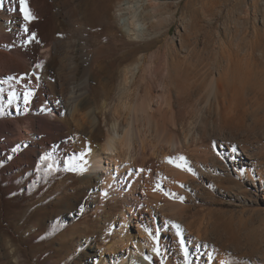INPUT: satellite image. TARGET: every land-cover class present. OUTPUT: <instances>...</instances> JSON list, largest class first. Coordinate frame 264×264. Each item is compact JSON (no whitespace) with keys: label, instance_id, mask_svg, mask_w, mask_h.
I'll use <instances>...</instances> for the list:
<instances>
[{"label":"bare ground","instance_id":"bare-ground-1","mask_svg":"<svg viewBox=\"0 0 264 264\" xmlns=\"http://www.w3.org/2000/svg\"><path fill=\"white\" fill-rule=\"evenodd\" d=\"M91 1L71 0V10L63 21L53 14V19L60 22L59 33L68 24L79 37L76 42L59 44L63 55L57 72L50 73L48 64L35 65L37 52L48 57L58 48V44H49L43 33L47 2L28 0L35 19L26 22L18 0H0V117L4 113L31 116L24 134L13 131L6 121H0V139H18L6 145L0 141V159H5L7 151L14 152L18 144L23 147V156L37 159V167L47 160L46 171L54 169L76 176L75 181L62 182L50 200L28 203L19 223L16 226L11 223L22 243L30 246L36 238L44 243L50 241L63 222L57 214L64 206L69 208L73 200L84 197V206L77 204L69 211V219L77 220L85 210L105 215L111 201L119 203L120 213L113 218L107 216L100 227V242L99 235L91 242L87 240L79 257L75 255L66 264L76 261L78 264H247V255L255 256V253L264 259V250L254 245L256 237L247 229V211L228 214L220 207H205L206 203L221 205L222 200L235 205L236 193L247 198L250 193L245 191L244 183L253 187L255 196L264 193V144L247 125L249 110L245 109L243 97L245 67L252 52L217 54L228 63L224 68L214 66L206 89L205 110L194 121L187 122L189 132L181 135L176 131L178 107L172 86L164 81L170 78V73L167 68L157 66V55L152 56L150 63H146V53L138 49L123 55L118 62L130 61L131 65L125 67L122 82L115 91L113 84L117 67L121 65L108 61L110 52L104 43L89 44L92 24L100 16L99 13L89 15ZM253 1L256 6L258 0ZM178 5L179 0H118L116 16L124 28L127 26V37L149 40L155 31L170 32L172 10ZM167 9L170 25L164 28L163 23H153L157 12L164 15ZM124 10L129 11L128 17ZM58 14L62 16L61 12ZM248 30V27L242 28L241 36L245 39L250 35ZM32 33L36 39L29 42ZM253 37L248 47L264 48V29L254 26ZM133 64L136 67H131ZM139 78L142 87L136 90L135 80ZM240 82L243 94L235 91ZM25 90L32 92L27 105L23 99ZM115 97H118L112 112L115 124L112 131L105 132L104 112H96V103L100 98L114 100ZM71 105L74 107L69 117L63 120L62 115ZM48 113H54V117ZM223 117L230 123L229 127L219 124L218 119ZM209 121L213 124L210 128ZM253 123H259L257 117ZM198 125L206 126L210 132L200 134ZM35 132L40 134L41 144H45L46 157L32 153L34 147L28 138ZM180 156L185 159H178ZM251 169L257 171V176L252 175ZM174 225L179 226L181 236L176 235ZM106 226L108 232H105ZM133 228L137 236L132 233ZM85 229V237L89 239L90 226ZM240 232L247 234L245 251ZM74 233L58 240L59 256L74 254L67 245L74 249L82 238L78 230ZM110 235L113 243L109 249L116 254L107 259L103 245L111 239ZM181 238L187 259L179 243ZM12 241L0 227V264H22L23 254L18 248L13 249ZM229 246L237 255H242L241 261L229 257ZM49 257V253L45 254L46 259Z\"/></svg>","mask_w":264,"mask_h":264},{"label":"rangeland","instance_id":"rangeland-1","mask_svg":"<svg viewBox=\"0 0 264 264\" xmlns=\"http://www.w3.org/2000/svg\"><path fill=\"white\" fill-rule=\"evenodd\" d=\"M45 1L47 2L48 12L44 22L43 33L46 35L48 43L52 46L58 44V48L56 51L51 52V55L48 57L43 56L41 51L37 52L35 65L39 64L42 66L48 64V70L52 73L57 72L59 61L63 55L62 45L59 44L69 40L76 42L78 41L79 35L74 32L68 24H66L64 30L59 33L57 29L60 22L55 21L52 17L53 14H56L59 18L62 17L61 20L63 21V17L71 10V0ZM252 1L253 0H179L178 7L172 10L173 19L170 32L159 34L155 31L149 40H134L127 37V26L124 28V25L118 22L116 16L118 12V0H92L89 15L99 13L100 16L92 24V35L89 44L93 45L97 41L104 43L108 48V52H110L108 61L118 62L123 55L136 49H138L139 52L146 53V63H150L152 56L157 55L159 58L157 66L167 68L170 73V78H166L164 81L167 82L170 87L172 86L174 103L178 107V125L176 131L181 135L189 132L188 123L192 120L194 121L197 116L202 114L205 110L204 102L207 96L206 89L210 75L214 71V66L224 68L228 63L226 59H220L217 54H219V52H252V54L248 56V65L245 67L247 70L245 80L246 90L243 97L244 99L246 98L245 109L249 110H247L249 118L246 121L247 125L252 127L251 133L255 134L258 140L261 139V142L264 144V48L257 47L255 50H252L247 44L254 40V26L261 30L264 29V0H258L256 6L254 5V1ZM59 12H61L62 16L58 14ZM167 12L168 9L164 10V15L162 13L160 14V11L157 12L156 18L153 19V23H163L162 26L164 28L169 26L171 21L169 18L167 19ZM124 13L126 17L130 14L127 10H124ZM243 27H248V32L250 33L249 37L246 39L244 36H241ZM161 32H163V30H161ZM225 48L227 50H225ZM129 64L131 65L130 61L124 62L123 64L118 62V65L121 66L117 67L116 78L113 84L116 92L124 77L123 72ZM131 67L134 68L136 65L133 64ZM135 81L134 89L139 90L142 87V81L140 78ZM242 90L243 88L240 82L235 86V91L242 93ZM115 98L114 100L100 98L96 103V112L100 113L103 111L105 113V115L103 113V129L105 132L112 131L113 125L115 124L112 112L118 102V97ZM105 103L107 104V108H104L106 107ZM261 104L263 108H258V105ZM15 105H19V102H16ZM73 107L74 105H71L65 110L64 115H62L63 120L69 117ZM48 114L51 118L54 117V113ZM254 117H257L259 120L257 125L253 123ZM30 118L31 116L28 114L14 115L12 113H4V115L0 117V121H6L11 124L13 131L24 134L30 124ZM226 120L227 119L223 117L221 119L219 118L218 122L220 125L222 124L229 127L230 123H227ZM212 126V122L209 121L208 127L210 128ZM198 127L201 129L200 134L207 135L208 132H210L209 129L207 132L206 126L202 128L201 125H198ZM227 130H230V128H227ZM67 132L68 131H66L64 135H66ZM37 134L38 133L35 132L28 138V142L34 147L32 153L34 156L36 155V157H39V154L42 157H46L47 150L45 149V144H41L40 134ZM10 138L2 137L0 141H2L3 144H8L10 141L16 142L18 140L15 139L17 137ZM15 146H17V148L19 147L18 144ZM17 148L14 152L11 151V153L7 151L5 159H0L1 230L8 238L13 240L12 242L15 244L13 249L15 250L18 248L21 254H23L22 264H66L69 260L75 258V255L79 257L82 250L85 248L82 249V246L86 244L87 240L91 242L96 239L94 236L100 234V227L103 226L107 216L113 218L120 213L119 203L111 201L107 205L108 210H106L105 215H94L90 210H85L80 218L78 217L77 220H72L68 218L69 211L71 212L72 209L74 210L77 204L83 207L85 198L80 197L73 200L71 202L73 208L71 206L69 208L64 206L67 210L63 208L64 212L62 211L57 214V216H59L58 218L63 222L58 226V230L53 233L54 238L52 237V239L48 241L49 243H44L41 241V238H36L30 245L32 247L24 245L21 236L18 234L17 230L13 228L11 223L14 222L15 226L19 223V219L28 203L35 204L37 201L50 200L58 192L62 182H66L69 179L70 181H75L76 176L70 177L69 174L54 169L46 171L45 169L49 165V161L47 160L43 162L41 167H37L39 162H35L36 158L23 156V147ZM251 170L252 175L257 176V171ZM243 185L245 191H248L250 195L246 198L243 194L238 195L236 193L235 196L238 198V202H236L235 205L228 200H222L221 205L217 206L212 203H206L207 206L205 207L210 209L220 207L223 212L228 214H235L238 210L247 211L248 219L245 221L247 223V229L253 238L254 236L256 237V239H254L257 241L254 245L264 250V215H262L264 214V193H261L257 197L254 195L253 187L247 186L245 183ZM68 192L72 193V190H68ZM240 201L243 202L242 206H239L241 205ZM71 215L74 216V213ZM86 226H90V232H87L89 233V239L85 237ZM108 226H106L105 232H108ZM237 228H239V226L236 224V229ZM74 230H78L82 235V238L75 243L74 249L73 247H69L70 245H67L68 250L70 249V252L74 251V254L59 256L57 252L59 249L58 240L62 237L72 236ZM132 231L134 236H137V231L134 228ZM244 233L245 232H240L239 234L244 241L242 246L245 251L244 248L248 245L245 241L247 234L244 235ZM99 236L97 240L100 242L102 236ZM110 238L111 239H108L105 245H103L104 255L107 259L116 254L109 249L112 245L111 243H113L111 235ZM228 250H230L229 257H232L237 262L241 261L242 255H237L232 249V246H229ZM48 253L50 257L47 258V260L45 254ZM16 256L18 255L15 254V257ZM261 258L262 257H260L258 253H255V256L249 254L245 259V263L264 264V259ZM62 259L67 260L62 261ZM75 264H78V261H76ZM101 264H104V262Z\"/></svg>","mask_w":264,"mask_h":264},{"label":"snow or ice","instance_id":"snow-or-ice-1","mask_svg":"<svg viewBox=\"0 0 264 264\" xmlns=\"http://www.w3.org/2000/svg\"><path fill=\"white\" fill-rule=\"evenodd\" d=\"M18 5H19V11L22 13L23 18L26 22H30L32 19H35V17L33 16L29 6H28V0H18ZM25 32H28L27 26H25ZM35 34L32 33L29 35V42H31L32 40H35ZM36 67H41V65L37 64ZM32 96V92L30 90H25L24 94H23V99H24V103L27 105L30 102V97ZM233 151H235V149H233ZM81 159H83L81 157ZM178 159L180 160H184L185 158L183 156L178 157ZM169 162H173L172 158H169ZM177 167H181V165H176ZM74 170V169H71ZM81 171H83L84 169L81 167L80 169ZM180 200L183 201V197H180ZM177 228V233L176 235L179 237L181 236V233L179 231V226L178 225H174ZM180 246L181 249L185 252V258L187 259V250L185 248V243L184 240L181 238L180 241Z\"/></svg>","mask_w":264,"mask_h":264}]
</instances>
